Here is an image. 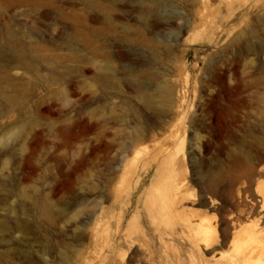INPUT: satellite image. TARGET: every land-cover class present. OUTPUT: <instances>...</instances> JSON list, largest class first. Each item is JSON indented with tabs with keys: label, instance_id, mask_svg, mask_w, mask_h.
Here are the masks:
<instances>
[{
	"label": "rangeland",
	"instance_id": "1",
	"mask_svg": "<svg viewBox=\"0 0 264 264\" xmlns=\"http://www.w3.org/2000/svg\"><path fill=\"white\" fill-rule=\"evenodd\" d=\"M227 1L248 9L231 34L213 43L199 25L175 37L190 8L210 18ZM156 12L183 17L154 32ZM173 133L199 195L185 204L220 237L191 258L167 239L153 264L209 263L261 215L264 244V0H0V264L97 262L94 231L125 168ZM155 169L134 175L146 177L134 199Z\"/></svg>",
	"mask_w": 264,
	"mask_h": 264
},
{
	"label": "bare ground",
	"instance_id": "2",
	"mask_svg": "<svg viewBox=\"0 0 264 264\" xmlns=\"http://www.w3.org/2000/svg\"><path fill=\"white\" fill-rule=\"evenodd\" d=\"M235 4L236 1H227L226 4L220 2L209 12L210 18L206 17L208 14L201 15L195 7L190 8L189 11L192 15L190 24L176 21V19L183 17L180 14L170 13L169 16H166V14L156 12L155 19L150 21V26L152 31L156 32L155 30H158L162 23L173 25L176 21L173 28L176 30L174 31L175 37L178 38L187 26H192V29H195L201 25V29L209 34L208 41L215 43L224 34H231L232 30L244 19L248 11L246 2L237 1L238 7H235ZM224 6L228 10L227 15H221ZM215 19L218 20L219 25L213 23ZM233 21L235 23L231 24ZM196 81L192 71L186 73L188 89L194 91L197 88ZM9 100L13 101V97L9 96ZM177 133L179 132L177 131ZM174 135L173 133V139L171 136L166 138L172 139L171 141L167 140L169 142L160 141L150 149V146H146L148 149L135 152L133 166L131 164L129 169L125 168L110 209H103L99 215L98 226L94 231V241L97 246L95 248L98 251L95 254L98 259L97 262L92 261L91 263L143 264L145 258L146 264H153V260H155L154 250H156L154 247L158 243L163 246L167 239L175 238H180L186 245L189 244L188 254L191 258V256H197L196 252H200L201 244L208 248L218 241L220 234L217 226L212 224L207 216L205 218L202 211L185 204L187 201H190L191 204L195 203L199 195L196 196V193L192 191L193 189L191 190L189 185L191 183L184 175L187 173L186 168L184 169L181 165L179 151L182 149L180 147H183V139L180 138L182 134L178 137ZM142 140L139 141L142 142ZM154 166L156 169L154 176L152 175L150 186L145 188L137 199H134L146 181L145 176L139 175L141 178L135 179L134 175L138 174L140 170L149 175ZM220 180L222 179L214 177L212 182L217 183ZM257 189L261 192L262 200H264L263 181L259 180ZM140 205H142V209H140ZM133 207L136 208V211L131 216V208L133 209ZM248 217L250 218V216ZM261 217L262 215L255 219L252 227L248 229L233 230L229 238L234 244H232V251L226 254L217 252L218 256L213 255L214 259L206 264H264V244L261 241V229L257 227L258 224H261V222L259 223V220H262ZM232 225L235 228V222ZM125 247L135 248V252L138 249L137 252H140L141 256L129 261V258L126 260L127 251L124 250ZM135 254L134 256H136ZM87 264L89 263L87 262Z\"/></svg>",
	"mask_w": 264,
	"mask_h": 264
}]
</instances>
